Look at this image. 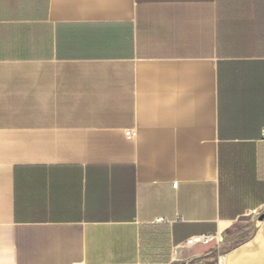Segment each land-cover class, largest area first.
<instances>
[{
    "label": "crops",
    "instance_id": "obj_1",
    "mask_svg": "<svg viewBox=\"0 0 264 264\" xmlns=\"http://www.w3.org/2000/svg\"><path fill=\"white\" fill-rule=\"evenodd\" d=\"M0 264H264V0H0Z\"/></svg>",
    "mask_w": 264,
    "mask_h": 264
},
{
    "label": "built area",
    "instance_id": "obj_2",
    "mask_svg": "<svg viewBox=\"0 0 264 264\" xmlns=\"http://www.w3.org/2000/svg\"><path fill=\"white\" fill-rule=\"evenodd\" d=\"M133 135V131H127L126 136L131 137ZM256 214V211L254 212ZM223 241V238L220 234H202L190 237L184 243V247L191 249L197 246H207L213 244L214 246H219Z\"/></svg>",
    "mask_w": 264,
    "mask_h": 264
},
{
    "label": "rangeland",
    "instance_id": "obj_3",
    "mask_svg": "<svg viewBox=\"0 0 264 264\" xmlns=\"http://www.w3.org/2000/svg\"><path fill=\"white\" fill-rule=\"evenodd\" d=\"M223 242H224V239H223V241L220 243V245H221ZM210 245H212V246H213V244H210ZM214 247H218V246H214Z\"/></svg>",
    "mask_w": 264,
    "mask_h": 264
},
{
    "label": "water",
    "instance_id": "obj_4",
    "mask_svg": "<svg viewBox=\"0 0 264 264\" xmlns=\"http://www.w3.org/2000/svg\"><path fill=\"white\" fill-rule=\"evenodd\" d=\"M259 220L262 221L263 220V217H260Z\"/></svg>",
    "mask_w": 264,
    "mask_h": 264
}]
</instances>
